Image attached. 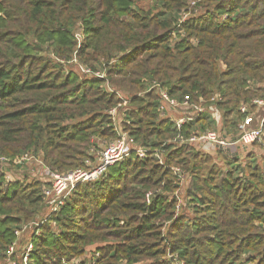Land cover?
Listing matches in <instances>:
<instances>
[{"label": "trees", "instance_id": "obj_1", "mask_svg": "<svg viewBox=\"0 0 264 264\" xmlns=\"http://www.w3.org/2000/svg\"><path fill=\"white\" fill-rule=\"evenodd\" d=\"M162 90L204 112L180 131L158 111ZM259 98L264 0H0V264L16 229L50 213L45 168H91L121 134L152 148L209 130L235 141ZM162 149L164 165L133 153L79 184L31 226L29 264H264V130L237 153Z\"/></svg>", "mask_w": 264, "mask_h": 264}, {"label": "built area", "instance_id": "obj_2", "mask_svg": "<svg viewBox=\"0 0 264 264\" xmlns=\"http://www.w3.org/2000/svg\"><path fill=\"white\" fill-rule=\"evenodd\" d=\"M188 16L189 12L183 11L179 19V24H182L188 18ZM161 99L162 101L158 111L160 113H165L166 111L175 112L177 116L174 117V123L180 131H182L185 126L198 119L199 115L204 112V108L202 106L191 104L188 97H186L185 101L181 102L170 97L166 90L161 91ZM253 104L257 107V113L249 112V109L246 105L241 107V111L246 114V117L242 122H240L238 126L241 136L235 141L228 139L224 134L219 133L217 130H209L202 134L192 133L187 136L183 133H179L174 139H169L163 143L162 147H164L168 142L178 143V145L188 142L197 144L204 151H214L216 148L221 147L228 149L231 152L237 153L240 145H250L256 141H260L261 136L263 135L264 99H255ZM211 110L215 109L211 107ZM110 112L112 115L116 114V108L112 109ZM257 115H260L258 119H256ZM253 120H255L256 123H254ZM162 147H140L137 145L135 139L129 138L126 134H121L120 139L109 143L104 149H102V151L99 152L97 163L91 168L78 167L67 172H51L50 169L45 168L44 174L50 178L52 183L51 188L44 190L46 197L51 198V202L49 204L50 213L48 214V217H50L52 213L56 212L59 207L64 204L65 199L75 190L79 184L99 180L107 172L109 167L121 162L133 153L140 157H146L148 154H151L153 157L158 159L161 164L164 165L165 161ZM30 159L31 157L26 154L20 159H15L14 162H21L22 160ZM173 170L174 173L178 174L179 177L185 181L186 178L181 168L175 167ZM7 179L9 180V178ZM156 193L157 191H148L146 194V201L151 203V200ZM179 208L180 203L177 205V210ZM48 217L37 220V222L32 224L23 225L21 228L16 229V239L9 246L6 252L5 259L7 264H29L34 242L37 238V235L40 233L39 229H31V226L34 225L40 227L48 220ZM29 231H32L30 242L27 246L24 245L21 251H17L21 241ZM20 260L21 263L19 262ZM174 260L177 261V258L174 257ZM64 264L81 263L80 261L76 260L73 262L64 261ZM177 264L184 263L177 261Z\"/></svg>", "mask_w": 264, "mask_h": 264}, {"label": "rangeland", "instance_id": "obj_3", "mask_svg": "<svg viewBox=\"0 0 264 264\" xmlns=\"http://www.w3.org/2000/svg\"><path fill=\"white\" fill-rule=\"evenodd\" d=\"M139 4L142 5L143 7H148L150 4L151 5L154 4V0H139ZM214 113L216 114L217 117H219V113L218 112H214ZM103 146H104V144L101 147H103ZM240 163L244 164L245 162L243 161V159H241ZM41 169L42 168H39V172L41 171ZM42 172H43V169H42ZM19 262L21 263V260Z\"/></svg>", "mask_w": 264, "mask_h": 264}]
</instances>
